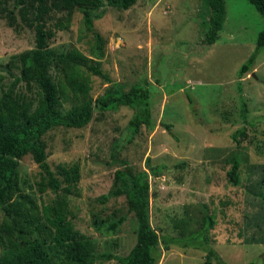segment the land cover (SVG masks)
Returning a JSON list of instances; mask_svg holds the SVG:
<instances>
[{"label": "rangeland", "instance_id": "obj_1", "mask_svg": "<svg viewBox=\"0 0 264 264\" xmlns=\"http://www.w3.org/2000/svg\"><path fill=\"white\" fill-rule=\"evenodd\" d=\"M225 8L223 27L211 45L202 43L205 27L200 22L208 18L204 0H136L128 9L106 6L102 17L94 19L93 31L85 28L76 10L70 28L57 31L51 39L54 47L81 51L87 63L112 81L107 83L83 66L93 99L112 83L128 90L134 82L147 81L142 85L150 95L152 128L142 125L129 137L134 110L120 105L103 111L96 107L85 126H57L44 135L52 169L57 164L79 166V182L68 196L70 218L75 229L94 240L98 254L126 255L136 241L137 221L126 197L100 200L125 159L136 169L159 168L158 175L149 176L148 218L151 227L168 238L159 244L157 264H203L204 247L170 243L165 249L163 241L194 238L206 215L215 221L203 234L216 253L212 264L260 263L264 253V48L240 79L238 69L253 52L264 17L248 0H225ZM33 35L31 29L10 26L0 12V74H5L13 54L34 45ZM243 104L247 122L245 135H239L235 133L243 126ZM64 105L69 108L72 103ZM235 153L240 180L232 185L226 171ZM18 173L20 189L14 198L22 199L24 193L38 204L53 198L50 190L42 194L37 190L39 168L30 154L20 159ZM4 217L0 208V225ZM119 217L123 221L110 229ZM96 264L119 263L101 257Z\"/></svg>", "mask_w": 264, "mask_h": 264}, {"label": "trees", "instance_id": "obj_2", "mask_svg": "<svg viewBox=\"0 0 264 264\" xmlns=\"http://www.w3.org/2000/svg\"><path fill=\"white\" fill-rule=\"evenodd\" d=\"M136 0H0V12L10 26L31 29L34 45L12 55L0 74V208L5 217L0 225V264H96L98 258L116 259L119 264H157L161 256L159 244L167 235H160L151 227L148 218L149 176L158 175V167L148 171L136 169L125 159L122 168L114 172V181L107 194L124 195L129 211L137 221L136 241L126 255L98 254L94 240L75 229L70 218L68 196L74 193L80 179L79 166L57 164L52 169L47 161L44 135L54 127L80 128L92 118L94 109L114 110L120 105L131 107L134 112L128 122L129 137L140 126H154L150 111L149 91L137 81L124 90L120 83L107 86L95 99L90 95V81L86 70L100 75L108 82V76L95 65L87 63V57L78 49L54 47L51 39L57 31L68 30L77 10L83 16L87 30H94V19L102 17L106 6L128 9ZM208 11L202 43L213 44L219 37L226 17L225 0H204ZM264 17V0H248ZM206 18V17H205ZM264 48V25L256 35L253 52L238 69V78L250 72L257 54ZM16 70V71H14ZM6 77H10L5 82ZM241 84L238 91H242ZM242 97V95H240ZM72 103L69 108L65 103ZM243 126L235 134L245 135L246 108L241 107ZM169 127V125H166ZM235 138V135H234ZM30 154L39 168L35 182L40 194L50 190L53 198L38 204L28 195L14 198L20 189L18 166L20 159ZM238 155L231 157L226 171L228 181L237 185L240 180ZM264 169V167H263ZM123 221L109 224L115 229ZM205 225L196 236L177 241L170 237L163 241L188 246L193 243L207 250L203 264H212L215 251L206 245L205 234L215 221L206 215ZM196 242V243H195ZM264 253L260 263L263 264ZM226 264V263H223Z\"/></svg>", "mask_w": 264, "mask_h": 264}]
</instances>
